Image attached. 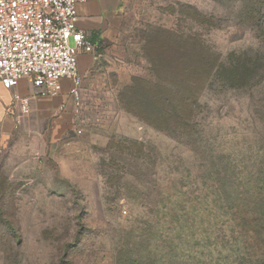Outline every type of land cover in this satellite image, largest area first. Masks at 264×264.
I'll use <instances>...</instances> for the list:
<instances>
[{"label": "rangeland", "instance_id": "obj_1", "mask_svg": "<svg viewBox=\"0 0 264 264\" xmlns=\"http://www.w3.org/2000/svg\"><path fill=\"white\" fill-rule=\"evenodd\" d=\"M126 14L119 51L80 74L77 114L36 103L0 128V264H227L244 238L258 252L252 234H241L255 227L254 206L236 208V199L248 197L244 180L264 163V0H130ZM178 17L205 52L170 57L162 79L182 82L188 65L201 83L204 60L210 69L215 59L250 61L259 85L210 71L187 134L174 136L122 103L133 78H153L141 35ZM62 82L58 97L69 90Z\"/></svg>", "mask_w": 264, "mask_h": 264}, {"label": "built area", "instance_id": "obj_2", "mask_svg": "<svg viewBox=\"0 0 264 264\" xmlns=\"http://www.w3.org/2000/svg\"><path fill=\"white\" fill-rule=\"evenodd\" d=\"M84 0H0V83L11 91L14 122L29 114L32 100L55 98L63 80L70 83L72 112L81 107L78 57L88 54L98 63L100 46L76 27L77 6ZM27 82V94L17 90ZM67 103L57 106L64 111ZM77 134L81 129L76 130Z\"/></svg>", "mask_w": 264, "mask_h": 264}, {"label": "trees", "instance_id": "obj_3", "mask_svg": "<svg viewBox=\"0 0 264 264\" xmlns=\"http://www.w3.org/2000/svg\"><path fill=\"white\" fill-rule=\"evenodd\" d=\"M177 7H180L179 4ZM187 17L193 20L195 19L190 15H187ZM180 22L181 18L178 17L172 20V25H155V27H151L152 30L149 33H143L141 35L143 40L141 50L149 62V70L153 78H133V84L129 87L131 92L126 104L122 103L126 112L131 113L139 120L156 129L171 132L174 136L179 132L187 134V127H189L191 117L197 107L198 96L206 87L204 82L210 78V71L217 72L218 77H221L226 83L229 80L232 83L235 82V86H237V83H239L238 86L246 88L259 85V82L255 79L257 70L250 61L244 63H236L233 61L223 63L219 61L216 63L217 59H215L210 69V64H205L209 60H204L201 69L204 72L201 75V83H198L199 81L196 79L198 76L197 69L189 67L188 65L182 67L181 73L185 79L182 82L171 81V83L167 78L162 79L163 69L172 70L171 66L165 67L166 61L171 60L170 57L174 61L185 62L194 54L198 55V59H202L205 52L203 49L196 50V37L193 34H184L180 27ZM134 94L137 95L136 98L139 104V109L136 108V110L129 105L131 97ZM127 105L130 107H126ZM124 141L127 140L125 139ZM130 142V145L136 146V142ZM124 148L129 150L132 146L128 145ZM144 148V144L141 143L136 151L140 152ZM252 174V178L245 179L244 182L248 184L246 187L247 191L252 189L254 193L248 194L245 191L248 197L243 192L242 200L236 199L237 201H235L236 208L238 206L243 209H248L251 205L254 206V208L249 210V214L254 215L251 221L255 227L252 229L250 227L246 228L241 234L244 232L251 233L257 241V251L260 252H257V254L249 251L248 247H252V244L247 243V238H244L240 241L242 250L237 252L240 257L237 260H227V264H264V163L260 161L254 164ZM238 235L240 236V232H238Z\"/></svg>", "mask_w": 264, "mask_h": 264}, {"label": "crops", "instance_id": "obj_4", "mask_svg": "<svg viewBox=\"0 0 264 264\" xmlns=\"http://www.w3.org/2000/svg\"><path fill=\"white\" fill-rule=\"evenodd\" d=\"M130 0H84L77 6L78 21L76 27L82 29L91 41L100 46L103 53L101 64L116 54L120 49V40L126 38V8ZM99 63V62H98ZM79 73L85 71H96L100 67L92 61L88 54L78 57ZM17 90L27 94V82L23 79L19 82ZM68 98L67 100H65ZM67 93L58 97L53 103L51 101L32 100L31 106L37 107L36 103L43 105L42 108H50L62 102L67 103V108L72 111V103ZM65 109V110H66ZM14 118V109L11 106V91L2 87L0 83V128H6Z\"/></svg>", "mask_w": 264, "mask_h": 264}]
</instances>
